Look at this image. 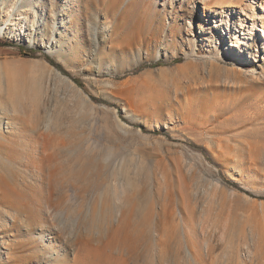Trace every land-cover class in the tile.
I'll return each instance as SVG.
<instances>
[{"label":"rangeland","instance_id":"obj_1","mask_svg":"<svg viewBox=\"0 0 264 264\" xmlns=\"http://www.w3.org/2000/svg\"><path fill=\"white\" fill-rule=\"evenodd\" d=\"M261 28L264 0H0V264H83L71 225L131 211L136 264H264Z\"/></svg>","mask_w":264,"mask_h":264},{"label":"bare ground","instance_id":"obj_2","mask_svg":"<svg viewBox=\"0 0 264 264\" xmlns=\"http://www.w3.org/2000/svg\"><path fill=\"white\" fill-rule=\"evenodd\" d=\"M4 29H6V26ZM261 32L264 37V28H261ZM104 193L105 190L102 196H104ZM58 200L59 203L56 206L53 203L51 204L57 209L53 215L54 217L56 214L61 217L64 211L65 214L75 213V211L81 213L80 203L77 207H74L71 195L65 200L63 197L59 196ZM133 215V211H131L128 215V220L126 219L127 221H125V218L121 217L117 225L112 224L109 226L108 224L105 229H102L95 235L90 231L89 233H87V231H79V223H77V225H79H76L75 228L74 225H71L74 230L67 233V237L63 240V243L65 247L68 246L73 248V256L75 257L74 263H77L79 256L85 252L84 263L87 262L86 264H136V259L133 257V254L137 247L138 238L134 234L133 225L127 223L132 219ZM4 216H7V214L5 213ZM79 219H81V217ZM40 222L44 227H41V232L37 235V238L44 240L45 237H49L53 234L56 239L59 237L58 234L49 233V229L51 228L46 221L42 220ZM89 251L95 252L89 254Z\"/></svg>","mask_w":264,"mask_h":264},{"label":"trees","instance_id":"obj_3","mask_svg":"<svg viewBox=\"0 0 264 264\" xmlns=\"http://www.w3.org/2000/svg\"><path fill=\"white\" fill-rule=\"evenodd\" d=\"M4 44V43H3ZM4 45H6V44H4ZM20 50H21V48H20Z\"/></svg>","mask_w":264,"mask_h":264}]
</instances>
